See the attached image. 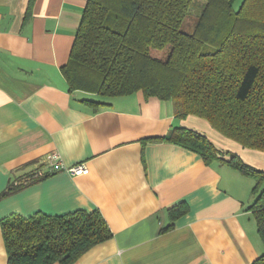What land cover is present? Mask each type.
<instances>
[{"label": "crops", "instance_id": "1", "mask_svg": "<svg viewBox=\"0 0 264 264\" xmlns=\"http://www.w3.org/2000/svg\"><path fill=\"white\" fill-rule=\"evenodd\" d=\"M88 0H0V195L31 173L51 174L0 198V264H8L1 221L11 215L100 211L113 238L75 264H252L264 254L255 179L164 138L188 128L224 160L238 156L264 172V152L245 149L200 117L178 119L174 103L142 91L113 97L70 92L62 73ZM58 155L65 169L55 166ZM85 164L87 175L66 168ZM264 188V185H263ZM187 214L171 225L169 209Z\"/></svg>", "mask_w": 264, "mask_h": 264}, {"label": "trees", "instance_id": "2", "mask_svg": "<svg viewBox=\"0 0 264 264\" xmlns=\"http://www.w3.org/2000/svg\"><path fill=\"white\" fill-rule=\"evenodd\" d=\"M35 0H30L29 11ZM195 0H88L62 73L70 92L119 97L142 91L146 99L172 101L175 116H197L245 149L264 152V0H205L191 33L183 24ZM93 112L109 106L87 100ZM199 154L206 164L224 162L255 179L254 203L264 244V172L238 156L224 160L212 141L188 129L164 138ZM31 173L10 184L0 198L47 178ZM181 203L169 209L171 225L187 214ZM8 264H75L111 238L96 210L61 216L11 215L1 221ZM252 264H264V254Z\"/></svg>", "mask_w": 264, "mask_h": 264}, {"label": "rangeland", "instance_id": "3", "mask_svg": "<svg viewBox=\"0 0 264 264\" xmlns=\"http://www.w3.org/2000/svg\"><path fill=\"white\" fill-rule=\"evenodd\" d=\"M243 0H237L234 4V9L238 10L242 4ZM206 3L205 0H195L193 7L190 9V12L186 18V21L183 24V29L186 32L191 33L193 31V24L195 22V20L198 18V16L200 15L202 8L204 6V4ZM95 101H99V102H103L105 104H109L110 101L112 100L110 97H99L96 96Z\"/></svg>", "mask_w": 264, "mask_h": 264}, {"label": "built area", "instance_id": "4", "mask_svg": "<svg viewBox=\"0 0 264 264\" xmlns=\"http://www.w3.org/2000/svg\"><path fill=\"white\" fill-rule=\"evenodd\" d=\"M52 160L55 163L54 165L61 168V169H65L64 165L60 162L59 156L58 155H53L52 156ZM66 170L72 174V175H76V176H80V175H87L89 173L88 168L85 166V164H79L77 166L71 167V168H66Z\"/></svg>", "mask_w": 264, "mask_h": 264}]
</instances>
